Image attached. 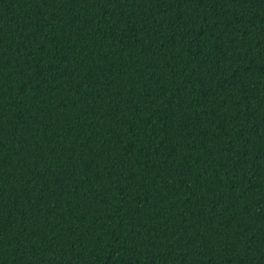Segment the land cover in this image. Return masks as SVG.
Here are the masks:
<instances>
[{"label": "trees", "instance_id": "obj_1", "mask_svg": "<svg viewBox=\"0 0 264 264\" xmlns=\"http://www.w3.org/2000/svg\"><path fill=\"white\" fill-rule=\"evenodd\" d=\"M0 264H264V0H0Z\"/></svg>", "mask_w": 264, "mask_h": 264}]
</instances>
